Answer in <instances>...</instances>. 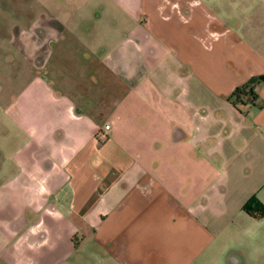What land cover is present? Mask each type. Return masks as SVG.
Segmentation results:
<instances>
[{
  "label": "crops",
  "instance_id": "1",
  "mask_svg": "<svg viewBox=\"0 0 264 264\" xmlns=\"http://www.w3.org/2000/svg\"><path fill=\"white\" fill-rule=\"evenodd\" d=\"M34 10L12 31L29 79L8 104L25 140L0 149V220L41 219L4 231L0 264H246L235 237L261 258L264 217L243 210L264 206V61L251 45L201 0ZM258 78L255 103L233 106Z\"/></svg>",
  "mask_w": 264,
  "mask_h": 264
},
{
  "label": "rangeland",
  "instance_id": "2",
  "mask_svg": "<svg viewBox=\"0 0 264 264\" xmlns=\"http://www.w3.org/2000/svg\"><path fill=\"white\" fill-rule=\"evenodd\" d=\"M36 2L37 0H0V149H4L7 157L13 156V152L21 148L25 140L15 121L14 108L10 110L8 104L18 96L24 80L29 79V74H26L24 66L28 63L21 59L17 49L11 44L12 31L14 28L20 27L18 21L21 15H28L29 17L35 15ZM201 2L223 22L224 27L228 26L227 28L234 32L233 35L236 39L248 42L253 52H256L255 54L264 61V0H201ZM24 4H31L33 10L31 12H20V7ZM240 108L243 109V107ZM5 162L10 175L19 173V168L14 165V162ZM1 164H4L2 156L0 157V166ZM99 165H94L96 171H99ZM0 180H2L1 173ZM17 197H21L20 192L17 193ZM16 205L20 209L25 206L20 202ZM49 207H52V205ZM13 210L15 209H2L6 212H13ZM40 219L41 213L22 222L9 220L1 223L2 220H0V246L7 243L4 231L15 229L21 231L20 235H23L26 234L28 228L35 226ZM41 224H43L44 231H49L50 236L54 234V231L57 232V222L54 223L45 218L42 219ZM42 237V234H38L32 236L29 241L38 242ZM234 239L233 247L243 252L246 257V264H264V251L261 253V258L256 257L253 248L247 245L248 248L243 246L240 237ZM19 241L16 238L8 241V243H19ZM50 241L49 237V243H53V241ZM219 264H226L224 256L221 257Z\"/></svg>",
  "mask_w": 264,
  "mask_h": 264
},
{
  "label": "trees",
  "instance_id": "3",
  "mask_svg": "<svg viewBox=\"0 0 264 264\" xmlns=\"http://www.w3.org/2000/svg\"><path fill=\"white\" fill-rule=\"evenodd\" d=\"M262 78L251 79L243 85L237 86L229 97V101L235 107L253 105L258 98L255 87L261 82ZM243 210L254 218L264 217V206L255 198H250L243 206Z\"/></svg>",
  "mask_w": 264,
  "mask_h": 264
},
{
  "label": "built area",
  "instance_id": "4",
  "mask_svg": "<svg viewBox=\"0 0 264 264\" xmlns=\"http://www.w3.org/2000/svg\"><path fill=\"white\" fill-rule=\"evenodd\" d=\"M109 126H106L105 129H108ZM101 139H104V135H101Z\"/></svg>",
  "mask_w": 264,
  "mask_h": 264
}]
</instances>
